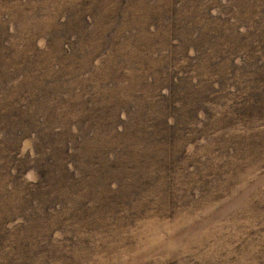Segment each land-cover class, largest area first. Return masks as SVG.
<instances>
[{"label":"rangeland","instance_id":"1","mask_svg":"<svg viewBox=\"0 0 264 264\" xmlns=\"http://www.w3.org/2000/svg\"><path fill=\"white\" fill-rule=\"evenodd\" d=\"M115 103L122 170L30 192L45 136L84 138L52 115ZM2 175L0 264H264V0H0Z\"/></svg>","mask_w":264,"mask_h":264},{"label":"trees","instance_id":"2","mask_svg":"<svg viewBox=\"0 0 264 264\" xmlns=\"http://www.w3.org/2000/svg\"><path fill=\"white\" fill-rule=\"evenodd\" d=\"M18 71L17 69H13L11 72ZM31 81H29L30 85ZM63 85H67V83H57L56 90L62 88ZM55 90V91H56ZM36 89L34 85H32L27 94H34ZM27 96V95H26ZM75 96V92L65 91L60 95L61 103L65 104L67 100L63 98L73 99ZM57 98V97H56ZM31 98H27V102L30 103ZM125 104L120 105L119 110H116V103L113 104V108L109 110L103 117L92 120L90 117V111L87 109H79L74 110L70 107H64L61 113L56 115H52V125L58 129L65 138L69 139V135H74L71 131V128L66 124L71 121L72 117L82 118L84 119V129L85 134L83 140H81L78 146L73 145L70 141L65 144L59 143L58 141L48 138L47 136V146L44 149V154L49 156L44 163L41 165V170L38 172V178L40 183H44L46 177L49 174H53V180L49 191H42L36 188L35 183L33 184V189L30 192H42L45 193L47 197L49 196H61L63 199L66 197L65 195H72V197L82 198L87 193L93 192L87 183L90 182L91 177L94 179L101 178L106 174V170L104 172L100 169L103 164L109 165L115 163V168L120 171L122 170L121 166H117L122 150L120 146H124L123 137L125 136V122L122 119V111L124 110ZM156 107V102L153 103ZM39 106L38 98L29 106H24L26 109H30L31 107ZM157 108V107H156ZM161 112V117L163 115V110H159ZM138 128L141 126L137 125ZM82 128H77L81 130ZM25 131L31 132L32 129H26ZM157 128L153 127L150 129V135H155ZM138 133V132H136ZM139 134V133H138ZM113 156L114 160L111 159ZM38 153L35 156V160L31 162L38 163ZM53 168V169H52ZM57 175L62 176L65 179V183L60 184L57 181ZM7 175L0 176V185L9 184L6 179ZM67 186V188H65ZM64 188L61 193L60 189ZM104 190H100L99 193H102ZM8 192V188L7 191ZM55 193V195H54ZM35 196V202L37 204H41ZM42 200L43 199V196ZM46 202H50L46 199Z\"/></svg>","mask_w":264,"mask_h":264}]
</instances>
